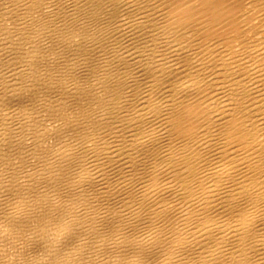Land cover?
I'll return each instance as SVG.
<instances>
[{
  "label": "bare ground",
  "instance_id": "1",
  "mask_svg": "<svg viewBox=\"0 0 264 264\" xmlns=\"http://www.w3.org/2000/svg\"><path fill=\"white\" fill-rule=\"evenodd\" d=\"M99 1L0 0V264H264V0Z\"/></svg>",
  "mask_w": 264,
  "mask_h": 264
},
{
  "label": "rangeland",
  "instance_id": "2",
  "mask_svg": "<svg viewBox=\"0 0 264 264\" xmlns=\"http://www.w3.org/2000/svg\"><path fill=\"white\" fill-rule=\"evenodd\" d=\"M96 1H99V0H96ZM101 1V0H100ZM99 1V2H100ZM112 2H118L119 3V0H111ZM121 13H117V15H120Z\"/></svg>",
  "mask_w": 264,
  "mask_h": 264
}]
</instances>
